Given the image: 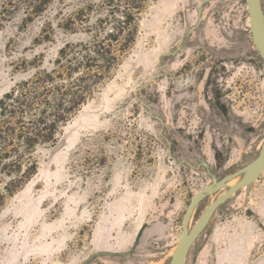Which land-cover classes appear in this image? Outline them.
Instances as JSON below:
<instances>
[{"label": "rangeland", "instance_id": "1", "mask_svg": "<svg viewBox=\"0 0 264 264\" xmlns=\"http://www.w3.org/2000/svg\"><path fill=\"white\" fill-rule=\"evenodd\" d=\"M84 2L45 0L33 14L0 0V96L35 57L49 67L82 36L64 23ZM263 138L264 62L245 0H148L112 77L3 195L0 264H79L128 249L143 224L133 252L89 264H168L193 194L247 164ZM8 179L0 172V192ZM182 264H264V169L214 210Z\"/></svg>", "mask_w": 264, "mask_h": 264}, {"label": "trees", "instance_id": "2", "mask_svg": "<svg viewBox=\"0 0 264 264\" xmlns=\"http://www.w3.org/2000/svg\"><path fill=\"white\" fill-rule=\"evenodd\" d=\"M20 1L36 14L45 0ZM147 1L85 0L64 23V29L82 36L65 40L49 67L36 64L35 57L34 70L2 93L0 172L9 179L0 202L36 172V149L55 144L66 122L112 77L135 40Z\"/></svg>", "mask_w": 264, "mask_h": 264}, {"label": "water", "instance_id": "3", "mask_svg": "<svg viewBox=\"0 0 264 264\" xmlns=\"http://www.w3.org/2000/svg\"><path fill=\"white\" fill-rule=\"evenodd\" d=\"M246 9L248 13V28L250 31L252 42L256 51L262 61L264 62V14L259 0H245ZM205 165V163H204ZM264 169V138L258 149L256 156L250 160L243 167L236 169L220 179L212 178V181L201 187L196 193L193 194L183 212L181 219V233L176 244L175 249L172 251L168 264H182L184 258L196 237L201 233L205 225L211 218L214 210L226 201L235 191L248 186L252 183ZM243 172L242 176L233 184L227 182ZM224 190L215 196L212 200L207 202L203 210L196 217L195 221L189 227V221L192 213L198 203L208 194ZM144 227V224L138 229L135 238L128 249L125 250H109L99 249L88 254L79 264H89L93 259L99 256H121L133 252L139 236Z\"/></svg>", "mask_w": 264, "mask_h": 264}, {"label": "bare ground", "instance_id": "4", "mask_svg": "<svg viewBox=\"0 0 264 264\" xmlns=\"http://www.w3.org/2000/svg\"><path fill=\"white\" fill-rule=\"evenodd\" d=\"M242 174H243V172L239 173L238 175H236L235 177H233L232 179H230L227 183L228 184L235 183L242 176Z\"/></svg>", "mask_w": 264, "mask_h": 264}]
</instances>
